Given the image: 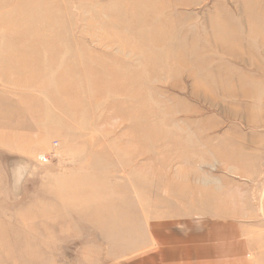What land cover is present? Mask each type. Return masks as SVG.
Listing matches in <instances>:
<instances>
[{
	"label": "rangeland",
	"instance_id": "obj_1",
	"mask_svg": "<svg viewBox=\"0 0 264 264\" xmlns=\"http://www.w3.org/2000/svg\"><path fill=\"white\" fill-rule=\"evenodd\" d=\"M214 209L264 221V0H0V264Z\"/></svg>",
	"mask_w": 264,
	"mask_h": 264
},
{
	"label": "crops",
	"instance_id": "obj_2",
	"mask_svg": "<svg viewBox=\"0 0 264 264\" xmlns=\"http://www.w3.org/2000/svg\"><path fill=\"white\" fill-rule=\"evenodd\" d=\"M248 212L214 209L181 219L123 264H264V221Z\"/></svg>",
	"mask_w": 264,
	"mask_h": 264
}]
</instances>
